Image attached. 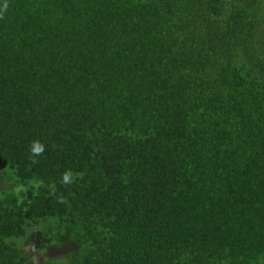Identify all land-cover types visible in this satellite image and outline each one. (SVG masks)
<instances>
[{"label": "trees", "instance_id": "trees-1", "mask_svg": "<svg viewBox=\"0 0 264 264\" xmlns=\"http://www.w3.org/2000/svg\"><path fill=\"white\" fill-rule=\"evenodd\" d=\"M0 172V264H264V0H7Z\"/></svg>", "mask_w": 264, "mask_h": 264}, {"label": "clouds", "instance_id": "clouds-1", "mask_svg": "<svg viewBox=\"0 0 264 264\" xmlns=\"http://www.w3.org/2000/svg\"><path fill=\"white\" fill-rule=\"evenodd\" d=\"M7 11V0H5V3L2 8H0V18H2L3 14ZM46 151V145L40 140V139H33L30 141L28 146V152H29V163L30 165H34L38 162L37 158L44 155ZM77 175L74 174V172L71 169H66L62 174L60 178V183L65 186L72 185L75 180L77 179ZM2 179V178H1ZM43 186V181L34 182L33 187L39 188ZM24 190L23 185L17 186V193ZM57 200L60 203H67V198L63 196H58Z\"/></svg>", "mask_w": 264, "mask_h": 264}, {"label": "water", "instance_id": "water-1", "mask_svg": "<svg viewBox=\"0 0 264 264\" xmlns=\"http://www.w3.org/2000/svg\"><path fill=\"white\" fill-rule=\"evenodd\" d=\"M10 187H11L10 184L4 182L1 179V172H0V189H6V188H10ZM31 244L33 246H36V247H38L41 244V231L40 230H37L36 233L34 234L32 241H31ZM78 248H79V245L74 244L72 242H68L67 244L60 246V247L51 246L48 249L47 256L50 258L65 256L69 250H76Z\"/></svg>", "mask_w": 264, "mask_h": 264}, {"label": "flooded vegetation", "instance_id": "flooded-vegetation-1", "mask_svg": "<svg viewBox=\"0 0 264 264\" xmlns=\"http://www.w3.org/2000/svg\"><path fill=\"white\" fill-rule=\"evenodd\" d=\"M41 244H42V240H41ZM41 244L38 247L31 245L30 251H31V253H36V254H38L39 257L43 258V257L47 256V252H48V249L50 247L45 252V251H43V248L39 249L41 247Z\"/></svg>", "mask_w": 264, "mask_h": 264}]
</instances>
